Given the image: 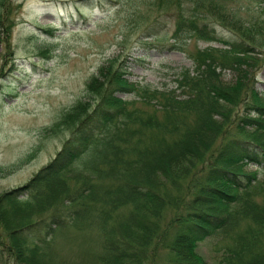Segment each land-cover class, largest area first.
I'll return each instance as SVG.
<instances>
[{
	"label": "trees",
	"instance_id": "1",
	"mask_svg": "<svg viewBox=\"0 0 264 264\" xmlns=\"http://www.w3.org/2000/svg\"><path fill=\"white\" fill-rule=\"evenodd\" d=\"M6 1L1 0V5ZM54 1L77 6L79 0ZM205 1L176 0L175 6L163 1L160 6L168 10L153 19L146 31L151 35L160 25L173 24V47L182 51L188 36L219 40L225 46H207L203 54L200 50L192 54L195 70L187 68L177 75L184 91L181 97H174L176 91L170 88L136 90L125 75V63L103 65L87 82L93 103L80 100L63 114L60 124L71 133L61 150L22 187L2 193L0 218L6 210L11 215L4 231L11 236L12 247L19 245V261L49 264L53 254L45 237L55 236L69 219L77 225L85 218L101 232V250L93 264H212L202 256L192 257L189 245L219 231L232 243L216 264H264V197L254 199L256 193L251 192L257 178L227 168L233 160L264 168V139L259 137L264 135V91L260 95L251 87L252 79L237 81L234 88L241 92L236 110L229 115L231 132L217 147L197 146L207 141L205 123L217 102L234 95L232 84L220 79L219 70L243 68L250 51L259 47L264 21L249 25L259 27L257 36L255 31H245L233 16L232 25L241 32L232 29L236 36L232 30L230 37L219 36L217 25L201 15ZM223 11V17L230 18L231 12ZM3 16L0 13V21ZM124 90L136 93L134 99L122 101L116 96ZM87 150L83 175L76 177L72 188L66 186L64 171ZM188 153L201 159L200 170H190ZM162 172L170 175L159 178ZM224 182L230 191L221 187ZM26 189L31 198L22 199ZM16 204L35 211L30 221L25 218L29 212L13 207Z\"/></svg>",
	"mask_w": 264,
	"mask_h": 264
},
{
	"label": "rangeland",
	"instance_id": "2",
	"mask_svg": "<svg viewBox=\"0 0 264 264\" xmlns=\"http://www.w3.org/2000/svg\"><path fill=\"white\" fill-rule=\"evenodd\" d=\"M115 1L79 0L77 6L80 7L76 10L77 6L73 3L65 5L54 0H7L4 6L0 0V13L4 15L3 21H0V196L26 184L61 150L71 133L64 124H60L63 114L80 100L93 103L95 98L88 92L87 82L98 74L103 65L125 63V75L136 90L170 88L176 91L174 97L179 98L184 91L178 86L177 75L187 68L192 72L195 70L196 62L192 54L195 55L198 50L203 54L207 46L225 47L219 40L211 42L188 36L185 51L174 48V25L171 23L164 27L160 25V29L151 35L146 32L152 27L153 19L168 10V7L160 6L167 0ZM170 2L175 6L176 0ZM205 2L201 15L205 16L204 20L209 19L212 25H217V32L222 37H230L232 29L241 32L242 28L256 34L259 27L249 25L264 21V0ZM215 4L221 7L214 8ZM223 9L231 12L230 18L223 17ZM233 16L241 20L242 28L233 27ZM258 37L261 41L259 47L250 51L251 57L241 63L242 69L234 70L235 65L219 70L220 79L227 85L232 84L234 95L231 94L228 100L221 99L215 105L213 114L205 123L208 133L203 136L207 141L197 144L203 147L202 150L217 147L231 132L229 115L236 110L237 97L241 92L234 88L238 86L237 81L252 79L251 87L256 88L260 95L264 91V33L260 31ZM116 94L122 101L133 100L136 96L129 90ZM252 114L257 116L255 112ZM223 126L227 129L222 130ZM246 128L261 133L255 127L246 125ZM259 137L264 139L262 134ZM88 152L78 156L69 171H64L63 177H68L65 179L66 186L72 188L76 177L83 175L80 172L85 170L83 162ZM186 156L190 170L193 167L192 170H200L201 159L190 153ZM227 168L256 176L258 183L251 188V192L256 193L254 199L264 197V192H261L264 169L260 170L256 163L238 160L227 164ZM161 175L169 176L170 172L160 173L159 178ZM228 185L221 183L223 189L230 191ZM31 194L26 189L21 198L29 199ZM13 207L27 210L29 217L25 218L28 221L35 215L34 210L22 209L19 204ZM46 213L48 210L35 218H41ZM10 216L6 210L0 218V264H28L19 261V245L16 242L12 247V238L4 231ZM68 221L69 224L64 229L59 228L55 236L45 237L49 252L53 254H49V264L62 260L65 264H93L100 254L101 232L85 218L80 220V225L72 223L71 219ZM229 243H232L231 239L225 238L224 233L219 231L212 237L191 243L190 255L202 256L216 264L222 259Z\"/></svg>",
	"mask_w": 264,
	"mask_h": 264
},
{
	"label": "bare ground",
	"instance_id": "3",
	"mask_svg": "<svg viewBox=\"0 0 264 264\" xmlns=\"http://www.w3.org/2000/svg\"><path fill=\"white\" fill-rule=\"evenodd\" d=\"M260 72H261V69H260Z\"/></svg>",
	"mask_w": 264,
	"mask_h": 264
}]
</instances>
